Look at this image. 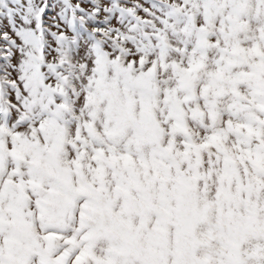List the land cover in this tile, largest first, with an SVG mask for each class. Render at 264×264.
Here are the masks:
<instances>
[{"label":"snow or ice","instance_id":"snow-or-ice-1","mask_svg":"<svg viewBox=\"0 0 264 264\" xmlns=\"http://www.w3.org/2000/svg\"><path fill=\"white\" fill-rule=\"evenodd\" d=\"M0 264H264V0H0Z\"/></svg>","mask_w":264,"mask_h":264}]
</instances>
